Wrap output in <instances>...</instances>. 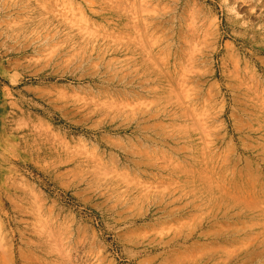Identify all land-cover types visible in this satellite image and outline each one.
Listing matches in <instances>:
<instances>
[{"label": "rangeland", "instance_id": "rangeland-1", "mask_svg": "<svg viewBox=\"0 0 264 264\" xmlns=\"http://www.w3.org/2000/svg\"><path fill=\"white\" fill-rule=\"evenodd\" d=\"M0 264H264V0H0Z\"/></svg>", "mask_w": 264, "mask_h": 264}]
</instances>
